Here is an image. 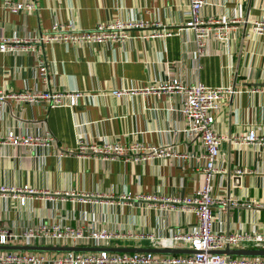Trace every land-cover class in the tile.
<instances>
[{
    "label": "crops",
    "instance_id": "crops-1",
    "mask_svg": "<svg viewBox=\"0 0 264 264\" xmlns=\"http://www.w3.org/2000/svg\"><path fill=\"white\" fill-rule=\"evenodd\" d=\"M33 1L35 10L9 13L0 0V37L35 38L48 32L53 22L89 29L114 17L158 22L171 33L143 39L137 37L141 30L133 28L128 30L133 37L124 42L50 43L40 46L36 55L0 53V90L49 87L81 93L72 107L11 101L0 106V138L12 130L48 132L53 139L50 148L36 150L0 142V186L35 190L23 206L9 192L0 194L1 223L16 230L42 222L155 236L192 228L193 214L173 199L190 195L203 182L202 163L189 157L199 148L181 131L180 96L154 89L177 78L184 84L232 90L216 116V132L225 139L219 145L220 172L212 183L216 195L233 198L237 205L215 206L212 228L264 235V146H237L230 140L249 128L264 135V37L249 34L250 22L264 17V0H204L202 18L235 21L227 42L211 39L200 54L185 27L188 0ZM37 55L49 67L48 84L32 77ZM144 87L149 90L141 91ZM112 89L128 92L115 97ZM79 140L124 146L136 142L187 156L107 159L78 152ZM53 148L61 150V156ZM237 167L243 173L233 182ZM147 243L120 237L110 240L109 247H148Z\"/></svg>",
    "mask_w": 264,
    "mask_h": 264
},
{
    "label": "built area",
    "instance_id": "built-area-1",
    "mask_svg": "<svg viewBox=\"0 0 264 264\" xmlns=\"http://www.w3.org/2000/svg\"><path fill=\"white\" fill-rule=\"evenodd\" d=\"M203 4L204 0H188V20L185 22V27L192 32V43L197 54L203 53L206 44L211 39L227 42L231 25L235 21V18H202L200 11ZM1 5L3 10L9 13H17L21 10L29 12L36 8L33 0H2ZM133 28L141 30L137 37L143 39L163 38L171 33L170 30L159 27L158 22L148 24L124 21L116 17L105 23H98L89 29L53 22L48 32L35 38L0 37V53L16 55L30 52L36 55L40 46L50 43L88 45L124 42L133 37L128 34V30ZM249 34L264 37V17L253 19L250 22ZM49 71L45 61L37 55L31 68L32 77L48 84ZM154 89L180 96L177 110L184 123L181 131L189 140L196 142L199 148L198 153H192L189 157L202 163L200 171L203 174V182L190 195L173 199L193 214L195 223L192 228L170 232L166 236H155L151 233H111L105 229L92 231L87 228H70L57 224L47 225L42 222L36 225H25L16 230L5 226L0 220V245H54L55 242L61 241V246L109 247V242L112 239L133 237L146 240L148 247L190 249L193 250V253L167 255L106 250L49 253L0 249V264H264V256H224L213 252L225 247L228 249L264 248L263 234L240 230L225 233L212 228L215 206L233 207L237 205V201L233 198L216 195L213 192L212 183L215 175L220 172V167L217 164L219 145L225 139L223 135L216 132V116L221 111L225 96L232 90L227 86L207 87L200 82L184 84L177 78L161 83ZM148 90V87L141 88V91ZM251 91H257V89ZM127 92L125 89H112L110 94L118 97ZM80 95V92H64L52 90L49 87L46 89L32 87L17 92L0 90V106L4 102L11 101L19 105L43 104L46 107L63 105L72 107ZM230 140L237 146H264V135L258 134L253 128L233 135ZM0 142L36 150L50 148L53 139L48 132H44L42 135L16 134L10 130L0 138ZM77 150L80 153L89 151L107 159L119 157L133 160L149 157L184 159L187 156L184 153H176L160 146H144L136 142L124 146L105 140L99 145L79 140ZM53 151L58 157L62 154L61 150L53 148ZM242 173L241 168H234L233 182H237L238 176ZM7 192L17 199L20 206H23L26 200L35 194V190L27 185L0 186V194ZM78 241L81 244H73Z\"/></svg>",
    "mask_w": 264,
    "mask_h": 264
},
{
    "label": "water",
    "instance_id": "water-1",
    "mask_svg": "<svg viewBox=\"0 0 264 264\" xmlns=\"http://www.w3.org/2000/svg\"><path fill=\"white\" fill-rule=\"evenodd\" d=\"M2 250H21V251H37V252H64V251H100L106 250L110 252H151V253H169V254H186L193 253L190 249L177 248H152V247H95V246H61V245H0ZM224 256H264V248H235L227 247L214 250Z\"/></svg>",
    "mask_w": 264,
    "mask_h": 264
},
{
    "label": "rangeland",
    "instance_id": "rangeland-1",
    "mask_svg": "<svg viewBox=\"0 0 264 264\" xmlns=\"http://www.w3.org/2000/svg\"><path fill=\"white\" fill-rule=\"evenodd\" d=\"M56 253H58V252H56Z\"/></svg>",
    "mask_w": 264,
    "mask_h": 264
}]
</instances>
